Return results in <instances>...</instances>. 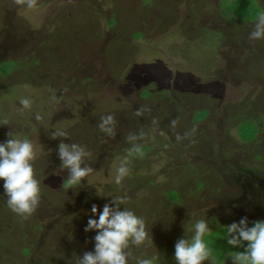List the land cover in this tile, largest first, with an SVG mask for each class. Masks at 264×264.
<instances>
[{
  "label": "rangeland",
  "instance_id": "rangeland-1",
  "mask_svg": "<svg viewBox=\"0 0 264 264\" xmlns=\"http://www.w3.org/2000/svg\"><path fill=\"white\" fill-rule=\"evenodd\" d=\"M259 12L264 0H0V142H34L41 189L18 214L0 180V264H77L94 250L91 207L116 197L153 239L129 264H176L194 219L212 231L264 219V39H249ZM107 115L111 135L99 127ZM57 129L67 136L53 139ZM62 141L88 152L78 185ZM224 252L214 264H232Z\"/></svg>",
  "mask_w": 264,
  "mask_h": 264
},
{
  "label": "clouds",
  "instance_id": "clouds-1",
  "mask_svg": "<svg viewBox=\"0 0 264 264\" xmlns=\"http://www.w3.org/2000/svg\"><path fill=\"white\" fill-rule=\"evenodd\" d=\"M31 6V5H29ZM249 39H264V12H259L253 19V30ZM21 105L28 109L31 101L28 98L20 100ZM37 120L42 117L37 115ZM114 117L107 115L101 118V131L113 133ZM9 138L0 142V180L3 181L4 195L12 211L18 214H31L40 198V181L34 167L37 152L34 142L28 137L20 138L10 132ZM67 136V133L57 129L52 138ZM58 153L62 161L61 167L69 170L68 185H78L81 179L90 175L92 168L82 164L88 156L85 147L77 143L61 142ZM127 174V168L121 166L117 170L115 183L120 184ZM124 198L116 197L112 204H105L102 210L93 205L90 209L92 216L85 227L86 232L96 230L93 251L85 252L77 264H129L131 248L153 242L147 222L142 216L128 207L123 210L120 204ZM98 217V218H93ZM187 238H180L175 243L174 257L176 264H204L211 261L221 252L212 246V238L222 236L227 245V256L232 264H264V219L252 222L242 217L222 228L219 233H213L208 221L203 218L194 219L185 225ZM243 247V251L232 249ZM137 264H156V258L139 259ZM219 264H224L221 260Z\"/></svg>",
  "mask_w": 264,
  "mask_h": 264
},
{
  "label": "trees",
  "instance_id": "trees-1",
  "mask_svg": "<svg viewBox=\"0 0 264 264\" xmlns=\"http://www.w3.org/2000/svg\"><path fill=\"white\" fill-rule=\"evenodd\" d=\"M245 1V0H244ZM236 15V14H235ZM141 96L142 97H152L153 96V98H155L154 97V94L153 95H151V90H149V89H144L143 90V92L141 93ZM155 100V99H154ZM131 111H133V115L132 116H134L135 118H137V117H139V120H142V118H143V120L145 121V122H143L145 125H146V123L148 122V120L149 119H151V116L148 114V113H146V112H140V111H138V110H136V109H134V110H131ZM143 113V114H142ZM125 115H127V114H125ZM137 116V117H136ZM125 117H127V116H125ZM133 118V117H132ZM141 118V119H140ZM152 120V119H151ZM142 150H146L147 151V149H151V145H148V144H145V145H142L141 147H140ZM140 149V150H141ZM225 225H223V226H220V228L218 227V229L216 228L214 231H213V233H219V232H221L222 231V228L224 227ZM212 246L214 247V246H220L221 247V249H223V251H221V255H219L218 256V258L219 259H221L222 258V256H223V254L225 253L224 251H227L231 246H229V245H227V243H226V240L222 237V236H220V235H216L215 237H213L212 238ZM243 248V247H242ZM224 252V253H223Z\"/></svg>",
  "mask_w": 264,
  "mask_h": 264
}]
</instances>
